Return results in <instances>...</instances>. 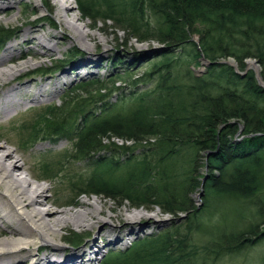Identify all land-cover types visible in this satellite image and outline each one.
Wrapping results in <instances>:
<instances>
[{"label":"trees","instance_id":"obj_1","mask_svg":"<svg viewBox=\"0 0 264 264\" xmlns=\"http://www.w3.org/2000/svg\"><path fill=\"white\" fill-rule=\"evenodd\" d=\"M74 1L82 17L162 47L141 76L132 63L75 84L43 114L41 132L69 140L73 156L85 160L76 196L186 215L99 264H264V86L253 71L242 76L223 63L232 59L242 72L252 59L264 81V0ZM121 81L128 93L114 86ZM145 81L153 86L140 89ZM110 139L142 150L134 155L104 143ZM117 149L126 153L121 161L107 156ZM197 188L200 207L189 197ZM195 236L207 239L197 245Z\"/></svg>","mask_w":264,"mask_h":264},{"label":"rangeland","instance_id":"obj_2","mask_svg":"<svg viewBox=\"0 0 264 264\" xmlns=\"http://www.w3.org/2000/svg\"><path fill=\"white\" fill-rule=\"evenodd\" d=\"M63 1L69 6L62 10L64 15L62 19H69L73 15L77 21H74V18L71 21L74 27L79 29V33L82 35L84 33L82 38L68 29L65 22L60 26L57 16L59 7L55 0H0V59L5 58L4 64L15 66L14 70L17 69L18 64L26 61L29 63L17 69L13 75L14 79L0 88V106L10 110L7 116L0 114V145L9 150H17L19 155H22L18 164L27 166L24 174L28 173L29 181L45 188L43 197L49 201L51 210L83 211L87 204L92 203L103 209L105 216L112 217L111 219L105 216L102 218L109 221L107 227L96 225L89 230L69 225L59 231V237L53 238L51 244L36 241L33 247L34 249L39 247V251L30 247L29 252L39 256L55 254L54 256L57 257L61 255L65 257L68 253L76 255L92 244L93 249L99 247L101 252L95 259L92 258L88 263L83 264H99L102 259L124 251L146 235L168 231L174 221L177 225L181 224L186 215L164 214L158 207L150 208V210L133 208L128 202L121 203L101 195L76 196L79 192L78 188L82 189L78 185L81 180L78 181L77 177L82 176L85 180L88 175L86 162L73 156L72 143L69 140L55 133L41 132L40 127L44 122L43 114L50 106H60L68 91L78 82L94 80L111 71L119 72L132 63L142 66L138 68V71L140 76L143 75L146 64L158 53L162 45L153 40L139 42L124 30L114 27L110 21L105 24L99 20L92 22L89 18L82 17L74 0ZM29 30L33 33L25 34ZM39 35L46 37V44L53 47V53L46 52L37 40L28 45L24 43L25 39ZM193 40L197 42V38ZM111 61H121V64L111 68ZM227 62L234 63L232 59H228ZM249 62L260 71L259 64L252 59L246 61L245 66L250 67ZM202 67L204 66L197 69L198 73L203 71ZM249 70L257 72L254 67H250ZM256 81L264 85L261 77ZM4 82L3 79L0 80V84ZM124 85L125 83L121 81L114 86L125 88L122 90L128 93L130 88ZM139 86L140 89H146L152 87L153 82L145 81ZM8 92L14 94V100L7 101L4 98ZM114 95L107 100L113 103L118 94ZM104 143L115 145V147H128V151L132 150L134 155L142 150V147L135 142L110 139L105 140ZM144 144L146 141L141 142V145ZM103 151L101 150L99 154L105 153ZM107 156L121 161L126 157V153L117 149ZM201 173L203 172L199 171V174ZM189 197L195 207H200L204 190L197 188L189 194ZM134 214L139 215L136 223L130 220L134 218L131 216ZM123 224L127 227H122ZM175 227L184 232L183 226ZM262 229L264 230L263 227ZM9 231V227L0 221V238L8 236ZM74 237L79 241L74 242L75 244L68 242L67 239ZM114 239L117 241H113ZM206 239L199 240L197 236L195 240L193 238L197 245L204 243ZM52 245H58L57 248L60 250L56 247L50 248L49 246ZM229 259L225 258L219 264H253V259L244 263L241 259L235 262ZM23 264H31V262L28 260Z\"/></svg>","mask_w":264,"mask_h":264},{"label":"bare ground","instance_id":"obj_3","mask_svg":"<svg viewBox=\"0 0 264 264\" xmlns=\"http://www.w3.org/2000/svg\"><path fill=\"white\" fill-rule=\"evenodd\" d=\"M55 1L59 7L57 16L60 26L65 22L68 29H71L73 33H77V35L82 38L84 33L83 35L79 33V29L76 26L74 27L71 21L74 18L73 15L69 17V19H62V17H64L62 10L67 9L69 5L63 0ZM74 21H77V19ZM28 33L32 34L33 31L29 30L25 34ZM70 37L72 39V36ZM45 39L46 37L43 35L37 37L32 36L29 39H25L24 43L28 45L32 41L37 40L38 44L43 49H46V52L53 53V47L47 45ZM4 63H6L5 58H1L0 80L3 79L5 82L0 84V88L8 85L14 79L13 75L17 69L29 64L27 61L23 64H18L17 69L14 70L16 68L15 66H6ZM251 64V62L248 63L250 67H254L257 70V68ZM259 72L258 70L254 72L255 78L260 77ZM4 98L7 99V101H12L14 100V94L8 92L5 94ZM9 112V108L0 106V114L7 116ZM21 156L17 150H9L0 145V221L5 223L10 229V231L7 232L9 234L8 236L0 238V264H9V262H11V264H23L28 262V260L31 264H76L77 262H79L77 264H83L88 263L92 258L95 259L101 250L99 247L93 249L94 246L92 244V247L88 245L86 249L84 248V250H81L76 255H69L68 253L65 257L61 254L60 257L54 256L55 254L52 256H50V254L39 256L29 252L31 250L30 247H33L36 241L42 243L49 242L51 244L53 238L59 237V231L69 225L90 230L96 225L98 227H107L109 221L102 219L105 216L103 214L104 212H102L103 209L101 210L99 206H95L92 203L87 204L83 211H73L71 209L60 211L51 210L49 208V201L43 197L45 188L38 183L29 181L27 177L28 173L24 174L26 172L25 167L27 166L23 167L22 164H18ZM82 203L83 202H81V204ZM131 216L132 219L130 220L136 223L139 215L134 214ZM105 217L107 219L112 218L109 215ZM124 226L126 225L123 224L122 227ZM109 229L111 230L112 228ZM113 241L117 240L114 239ZM49 247H53L52 249H54L55 247L57 248L58 245ZM38 249L39 247L34 250L37 251ZM57 249L60 250L59 248ZM20 255H22V257H20Z\"/></svg>","mask_w":264,"mask_h":264},{"label":"water","instance_id":"obj_4","mask_svg":"<svg viewBox=\"0 0 264 264\" xmlns=\"http://www.w3.org/2000/svg\"><path fill=\"white\" fill-rule=\"evenodd\" d=\"M223 63H226L227 65H229V66H231L233 69H234V71L236 72V73H238V74H240V75H245L248 71H249V67L248 66H245V68H244V70L242 71V72H240L239 70H238V68H237V65H236V63H231V62H223ZM260 79V77H256V80H259ZM258 82V81H257ZM258 84L260 85V83L258 82ZM204 180H205V178H203V180H202V182H204Z\"/></svg>","mask_w":264,"mask_h":264}]
</instances>
